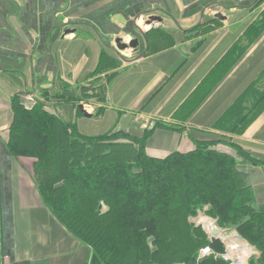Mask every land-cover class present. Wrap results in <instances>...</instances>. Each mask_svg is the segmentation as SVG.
<instances>
[{
  "label": "crops",
  "instance_id": "1",
  "mask_svg": "<svg viewBox=\"0 0 264 264\" xmlns=\"http://www.w3.org/2000/svg\"><path fill=\"white\" fill-rule=\"evenodd\" d=\"M263 11L264 0H0V264H90L89 246L44 203L35 159L13 156L7 143L15 93L25 94L28 103L42 98L44 91L75 96L78 81L103 60L107 70L101 77L115 74L106 110L101 116L90 112L91 117H79L83 132L116 128L142 136L158 119L176 128H157L147 150L158 146L186 153L200 142L222 140L216 149L235 155L252 204L264 212V111L242 134L216 126L249 84L264 87V33L253 44L246 36ZM152 15L162 21L148 23ZM118 37L125 43L139 38L138 51H120ZM236 42L243 56L201 98V82ZM113 58L119 63L112 65ZM189 99L190 111L183 117L187 109L181 106ZM69 103L74 104L48 101L62 118L74 120L77 111ZM128 120L137 130H129ZM236 145L258 160L247 161ZM204 221L213 225L209 218ZM224 236L218 238L226 252L211 255L228 254L230 264H243L239 249L246 246L251 251L246 264L261 256L246 239Z\"/></svg>",
  "mask_w": 264,
  "mask_h": 264
},
{
  "label": "trees",
  "instance_id": "2",
  "mask_svg": "<svg viewBox=\"0 0 264 264\" xmlns=\"http://www.w3.org/2000/svg\"><path fill=\"white\" fill-rule=\"evenodd\" d=\"M246 33L251 43L262 36L264 11ZM243 50L239 42L228 50L201 82L197 90L202 91L201 98L221 83ZM103 70H107L104 60L78 81L75 96H50L44 91L48 101L76 104L74 120L62 118L46 101L28 103L25 94L15 93L7 143L13 156L35 159V177L44 203L89 246L90 264H230L219 255L199 259L206 246L218 254L226 252L220 238L210 239L202 226L190 220L205 207V213L218 218L221 227H235L261 252L249 264H264V212L252 204L250 186L237 168L234 154L213 148L216 141L211 140L186 153L154 156L147 150L153 132L160 127L176 128L161 122L148 127L142 136L116 128L98 134L80 129L78 119L85 114L78 103L97 99V115L106 110L114 72L104 83L90 81ZM189 102L181 106L182 111L187 109L183 117L190 111ZM263 111L264 87L253 82L216 126L242 134ZM236 146L247 161L258 160Z\"/></svg>",
  "mask_w": 264,
  "mask_h": 264
},
{
  "label": "rangeland",
  "instance_id": "3",
  "mask_svg": "<svg viewBox=\"0 0 264 264\" xmlns=\"http://www.w3.org/2000/svg\"><path fill=\"white\" fill-rule=\"evenodd\" d=\"M124 41V40H123ZM255 41H253L252 40V44L254 43ZM250 44V43H249ZM125 53H130L131 52V48H129L128 50L126 49V51H124ZM106 71V70H105ZM105 71L103 70L102 71V73H100V74H97V75H95V76H93L92 78H91V82H93L94 81V83L95 84H100V83H104L105 82V80L107 79V75H108V73H106V75H105V77L104 78H102L101 77V75L103 74H105ZM259 81V83H258V85L259 86H261V84L263 83V80H258ZM39 100H42V101H46V102H48V98L47 97H45L44 96V93H43V97L42 98H39ZM98 103L99 102H97V99H88V100H86V101H83V102H81V103H78L79 105L80 104H83V105H90L91 107L89 108V111L93 114V115H96V117L97 116H101V115H103V114H101V115H97V112H98V108H99V106H98ZM69 105H75L74 107L75 108H77L76 107V104H70L69 103ZM50 108L52 107V106H49ZM58 108L59 109H62V107L61 106H58ZM90 113V114H91ZM158 122H161V123H164V121H162V120H154V122L152 123L151 122V124H149V125H151V126H153L154 124H156V123H158ZM126 124V126H128L129 127V130H137L134 126H132L130 123H129V120H128V122H126L125 123ZM120 126V125H119ZM150 127V126H149ZM148 129V127H146L145 128V131ZM144 131V132H145ZM220 143H225V142H223L222 140H217L216 141V144H214V145H212V147L213 148H216V146H218V144H220ZM197 145V144H196ZM192 147V146H191ZM195 147V146H194ZM218 148H221V147H218ZM148 150H149V153H151V154H153V155H158V156H166L171 150L170 149H168V150H165V149H163V148H160V147H158V146H154V147H148ZM204 184V183H203ZM209 184V183H208ZM207 184V185H208ZM205 185V184H204ZM253 203V202H252ZM102 207H103V209L104 210H106L107 209V206L106 205H102ZM205 209H207V207H205ZM205 209L204 210H200L199 212H198V214L196 215V216H193V217H191L190 218V220H191V222H193L196 226H202L203 228H204V230L207 232V230H208V232L207 233H209V234H211L212 233V231H213V229H212V226L211 225H208V223L206 224L205 223V221H204V218H209L210 219V221H212L213 222V224L214 225H217V226H219V227H221V225L219 224V221H218V218H214V217H212V216H210V215H207L206 213H205ZM206 225H205V224ZM222 228H224V229H226V231H224V233H222V235H225V234H227V233H229L230 235L231 234H233V235H236L237 233H239L238 232V229H236L235 227H227V228H225V227H222ZM224 237H226V236H224ZM210 238V237H209ZM211 239V238H210ZM247 242H249L248 240H247ZM250 243V242H249ZM253 246V245H252ZM243 247H245L246 248V246H243ZM242 246L240 247V249H243L244 250V248H243ZM255 250V253H256V249H254ZM246 251H247V253H243L242 252V255L243 256H241V258H243V264H246V259H247V257L246 256H248L249 255V253L251 252L250 251V248H246ZM245 257V258H244Z\"/></svg>",
  "mask_w": 264,
  "mask_h": 264
},
{
  "label": "water",
  "instance_id": "4",
  "mask_svg": "<svg viewBox=\"0 0 264 264\" xmlns=\"http://www.w3.org/2000/svg\"><path fill=\"white\" fill-rule=\"evenodd\" d=\"M218 16H220L221 19H223V17L221 15L218 14ZM153 21H162V18L161 17H158V16H155V15H152L151 17H149V21L148 23H152ZM116 45H117V48L120 50V51H124L126 50L127 48H132L134 49L135 51H138L139 49V45H140V39L135 37L134 39H132L129 43H125L123 41V38L121 37H118L116 39ZM79 108L84 112L85 116H88V117H91L92 114L88 113V111L85 109L84 105L83 104H80L79 105ZM224 232V229L219 227V226H215L213 228V231L211 234H208L209 237H215V238H218V237H222V233ZM236 236L239 238V239H242V240H245L243 238V236L240 234V233H237ZM246 241V240H245ZM247 242V241H246ZM248 244H250L249 242H247Z\"/></svg>",
  "mask_w": 264,
  "mask_h": 264
},
{
  "label": "built area",
  "instance_id": "5",
  "mask_svg": "<svg viewBox=\"0 0 264 264\" xmlns=\"http://www.w3.org/2000/svg\"><path fill=\"white\" fill-rule=\"evenodd\" d=\"M84 107H85V109L88 111V112H90L89 111V108L91 107L90 105H84ZM214 226V225H213ZM214 253V251H213V249L210 247V246H206V247H203L201 250H200V252H199V259H202V258H204V257H207V256H209V255H211V254H213ZM223 258L224 259H226L227 261H229V258H230V256L228 255V254H223Z\"/></svg>",
  "mask_w": 264,
  "mask_h": 264
},
{
  "label": "bare ground",
  "instance_id": "6",
  "mask_svg": "<svg viewBox=\"0 0 264 264\" xmlns=\"http://www.w3.org/2000/svg\"><path fill=\"white\" fill-rule=\"evenodd\" d=\"M213 227H215V225H214ZM225 238H226V237H225ZM242 247H243V246H242ZM236 248H237V247H236ZM243 248L246 250V248H248V247H246V248L243 247ZM239 250H241V252H243V253H244V252H245V253L247 252V251H245V250H243V249H239ZM242 256H243V255H242ZM244 258H245V257H244Z\"/></svg>",
  "mask_w": 264,
  "mask_h": 264
}]
</instances>
